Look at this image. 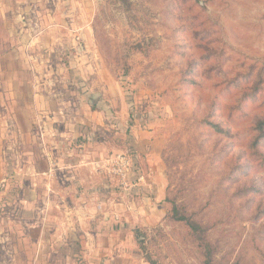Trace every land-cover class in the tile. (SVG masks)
<instances>
[{
	"label": "rangeland",
	"instance_id": "374dc122",
	"mask_svg": "<svg viewBox=\"0 0 264 264\" xmlns=\"http://www.w3.org/2000/svg\"><path fill=\"white\" fill-rule=\"evenodd\" d=\"M92 2L73 70L84 87L93 78L81 113L95 109L108 127L81 137L131 162L128 186L104 166L118 215L107 217L120 255L109 264H204L172 202L206 228L214 264H264V0ZM134 126L160 161L150 187L134 186L148 167ZM81 241L63 249L80 255Z\"/></svg>",
	"mask_w": 264,
	"mask_h": 264
},
{
	"label": "crops",
	"instance_id": "0c3cea01",
	"mask_svg": "<svg viewBox=\"0 0 264 264\" xmlns=\"http://www.w3.org/2000/svg\"><path fill=\"white\" fill-rule=\"evenodd\" d=\"M89 6L92 0H0V264L120 258L110 250L107 217L118 215L108 199L109 156L99 142H83L85 132L108 125L93 108L81 113L79 97L94 89L93 78L84 87L73 70ZM99 89L123 104L115 89L114 98ZM133 129L148 165L134 186L150 187L160 161L144 150V131ZM79 238L88 245L80 255L63 249Z\"/></svg>",
	"mask_w": 264,
	"mask_h": 264
},
{
	"label": "trees",
	"instance_id": "16d2710c",
	"mask_svg": "<svg viewBox=\"0 0 264 264\" xmlns=\"http://www.w3.org/2000/svg\"><path fill=\"white\" fill-rule=\"evenodd\" d=\"M259 125H264V122H260ZM259 129H261L262 132L264 131L262 126H259ZM171 204V219L183 223L188 228L191 239L203 249L204 264H214L212 259V246L210 240L207 238L206 228L191 216L182 214L180 212L181 207L175 202H172Z\"/></svg>",
	"mask_w": 264,
	"mask_h": 264
},
{
	"label": "built area",
	"instance_id": "2783aa9c",
	"mask_svg": "<svg viewBox=\"0 0 264 264\" xmlns=\"http://www.w3.org/2000/svg\"><path fill=\"white\" fill-rule=\"evenodd\" d=\"M78 146H81V144ZM109 164L111 167L109 170H112V173L120 179V183L124 186H128L126 177L131 168L130 160L123 154H116L112 161H109ZM142 178V175H139L137 181H141Z\"/></svg>",
	"mask_w": 264,
	"mask_h": 264
}]
</instances>
